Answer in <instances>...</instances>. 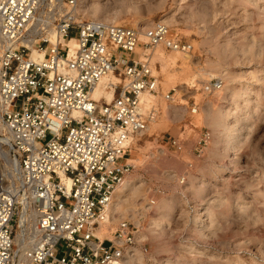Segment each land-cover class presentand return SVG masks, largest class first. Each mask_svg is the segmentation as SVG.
<instances>
[{
	"label": "built area",
	"instance_id": "1",
	"mask_svg": "<svg viewBox=\"0 0 264 264\" xmlns=\"http://www.w3.org/2000/svg\"><path fill=\"white\" fill-rule=\"evenodd\" d=\"M78 1L0 0V140L16 177L0 180V264H114L138 244L137 228L126 219L110 238L97 235L113 222L114 194L134 168L130 145L155 111H144L142 96L158 92L159 77L149 55L137 50L193 46L162 21L139 30L84 19ZM34 51H45L46 59H33ZM108 73L117 78L113 97L95 99ZM221 87L210 80L203 91ZM210 140L206 130L198 143ZM181 142L168 140L177 151Z\"/></svg>",
	"mask_w": 264,
	"mask_h": 264
},
{
	"label": "rangeland",
	"instance_id": "2",
	"mask_svg": "<svg viewBox=\"0 0 264 264\" xmlns=\"http://www.w3.org/2000/svg\"><path fill=\"white\" fill-rule=\"evenodd\" d=\"M78 12L139 30L167 18L172 34L193 46L181 52L158 44L161 57L154 47L137 50L159 77L158 92L145 94L155 111L129 148L125 210L97 235L110 238L121 219L137 228L124 264H264V0H79ZM184 54L186 64L169 60ZM216 79L221 89L205 93L203 85ZM206 130L211 140L202 146ZM14 174L0 140L2 185Z\"/></svg>",
	"mask_w": 264,
	"mask_h": 264
},
{
	"label": "bare ground",
	"instance_id": "3",
	"mask_svg": "<svg viewBox=\"0 0 264 264\" xmlns=\"http://www.w3.org/2000/svg\"><path fill=\"white\" fill-rule=\"evenodd\" d=\"M96 9V8H95ZM94 9V10H95ZM99 9V8H98ZM97 9V10H98ZM95 12V11H93ZM165 20H163L164 22ZM166 22L168 23V20L166 18ZM165 22V23H166ZM166 23V24H167ZM143 29H145V27H143ZM142 29V30H143ZM73 43V42H71ZM153 54L154 56H158V57H161L162 56V48L159 46V45H155L154 48H153ZM175 54V53H174ZM32 57L33 59H36V60H45L46 57H47V53L45 51H42V52H37V51H34L33 54H32ZM179 58L181 60V62L183 64H186L188 61L187 58H189V55L188 54H184V55H172V57L169 58V60H172L173 62L176 61V59ZM167 60V59H166ZM164 65V64H163ZM162 65V66H163ZM163 69H164V66H163ZM166 71V70H164ZM163 73V72H162ZM165 73V72H164ZM186 74V73H185ZM116 76L112 73H108L106 75H104L100 82H99V85L98 87L96 88V90L94 91L93 93V97L95 99H99L101 96H105L107 98V100H111L112 97H113V90L111 88H113V84L116 82ZM166 79V78H165ZM169 79V78H168ZM167 82V81H166ZM166 84H169V83H166ZM171 86V85H170ZM165 88V87H164ZM241 93V92H240ZM145 95V94H144ZM143 95V96H144ZM240 95V94H239ZM157 100V99H156ZM153 103V95H145L143 98H142V107L144 109V111H148L149 110V105L150 103ZM151 103V104H152ZM154 105V103H153ZM227 113V112H226ZM228 115V114H227ZM0 127H1V121H0ZM227 127V125H226ZM232 128V127H231ZM232 130V129H230ZM228 132V131H227ZM229 133V132H228ZM2 142V141H1ZM125 183V182H124ZM122 184L118 190L115 192L114 194V197H113V201L111 203V206H110V213L115 216V213H119V212H124V206H123V202L121 200V197H124V195L127 194V190L130 189L128 184L125 183V184ZM123 199V198H122ZM117 200V202H116ZM26 205V204H25ZM200 209V208H199ZM25 211H26V207L23 208V211H22V215H21V219H22V222H24V219H25ZM200 212L199 215H203V212L201 211H198ZM197 212V213H198ZM204 216V215H203ZM115 218V217H114ZM203 218V217H202ZM199 220V219H197ZM202 221V220H201ZM22 239H23V232L22 231H18V234L16 236V240L18 241L19 244L22 243ZM22 245V244H21ZM26 245V244H25ZM114 264H124L122 261H116Z\"/></svg>",
	"mask_w": 264,
	"mask_h": 264
}]
</instances>
